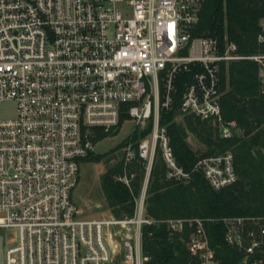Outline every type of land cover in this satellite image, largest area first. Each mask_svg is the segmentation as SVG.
Instances as JSON below:
<instances>
[{"label": "built area", "instance_id": "2783aa9c", "mask_svg": "<svg viewBox=\"0 0 264 264\" xmlns=\"http://www.w3.org/2000/svg\"><path fill=\"white\" fill-rule=\"evenodd\" d=\"M204 2L0 0V101H15V116L0 118V228L13 231L4 264H146L142 226L156 222L181 234L187 264H218L203 218L154 219L145 200L158 157L168 180L200 171L220 189L237 178L230 151L187 169L177 161L159 118L175 109L180 87L177 117L211 121L225 137L236 123L222 117L223 64L257 61L264 93V51L242 54L232 41L196 34ZM123 115L142 132L124 144L119 176L130 185L125 165L144 168L133 212L85 218L72 199L79 165L96 130L115 129ZM223 219L239 261L264 264V216Z\"/></svg>", "mask_w": 264, "mask_h": 264}, {"label": "trees", "instance_id": "16d2710c", "mask_svg": "<svg viewBox=\"0 0 264 264\" xmlns=\"http://www.w3.org/2000/svg\"><path fill=\"white\" fill-rule=\"evenodd\" d=\"M200 12L196 34L216 37L221 43L225 39L232 41L242 54L264 51V45L259 42L260 34H264V0H205ZM258 73L259 63L250 59H239L222 66V117L226 121H235L234 127L239 129L230 137L222 136L211 121L196 116L175 118L179 112L176 108L182 87L176 93L175 109L163 110L159 118L170 136L177 161L186 169L203 155L225 151L233 154L237 178L220 189H214L200 171H195L186 183L168 180L166 167L158 157L148 180L145 198L146 214L154 219L203 218L218 264H238L242 258V252L226 240L223 218L264 216V93L260 89ZM105 133L97 129L91 136L93 142L102 139ZM188 133L203 143L205 149H193L187 139ZM133 136L136 138L138 134ZM123 165V159H119L107 165L106 171L100 175L106 205L110 215L116 218L132 214L133 196L139 193L144 177L141 162L134 159L125 165L130 185L126 184L119 179L124 172ZM188 230L186 227L182 234L184 238ZM142 233L146 264L189 262L190 254L181 234L170 233L165 222L143 225Z\"/></svg>", "mask_w": 264, "mask_h": 264}, {"label": "rangeland", "instance_id": "374dc122", "mask_svg": "<svg viewBox=\"0 0 264 264\" xmlns=\"http://www.w3.org/2000/svg\"><path fill=\"white\" fill-rule=\"evenodd\" d=\"M14 113V100L0 101V118H13ZM175 118L177 120L182 119V117ZM234 131H239L238 127H234ZM105 132L107 133L102 139L94 142L89 158L83 159L79 165V180L75 185L74 196L82 207L81 215L85 218H107L111 216L100 185V175L106 171L107 165L123 158L124 144L135 139L134 134H138V136L141 134L134 129L133 121L129 118L126 119V116L120 120L115 129ZM188 134L187 139L193 149H205V145L199 142L193 134ZM12 236L13 231L11 229L0 228V264H4L3 251Z\"/></svg>", "mask_w": 264, "mask_h": 264}, {"label": "crops", "instance_id": "0c3cea01", "mask_svg": "<svg viewBox=\"0 0 264 264\" xmlns=\"http://www.w3.org/2000/svg\"><path fill=\"white\" fill-rule=\"evenodd\" d=\"M78 180H79V178H78ZM77 182H78V181H77ZM74 189H75V188H74ZM72 199H73L74 202H76V203L78 204V206H79L80 209L82 210V207L79 205V203H78L77 200L75 199L74 191H73V193H72Z\"/></svg>", "mask_w": 264, "mask_h": 264}, {"label": "water", "instance_id": "95a60500", "mask_svg": "<svg viewBox=\"0 0 264 264\" xmlns=\"http://www.w3.org/2000/svg\"><path fill=\"white\" fill-rule=\"evenodd\" d=\"M238 264H244L242 261H239Z\"/></svg>", "mask_w": 264, "mask_h": 264}]
</instances>
